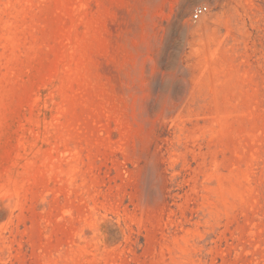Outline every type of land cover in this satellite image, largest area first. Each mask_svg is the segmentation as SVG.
Segmentation results:
<instances>
[{
    "label": "rangeland",
    "instance_id": "obj_1",
    "mask_svg": "<svg viewBox=\"0 0 264 264\" xmlns=\"http://www.w3.org/2000/svg\"><path fill=\"white\" fill-rule=\"evenodd\" d=\"M0 264H264V0H0Z\"/></svg>",
    "mask_w": 264,
    "mask_h": 264
},
{
    "label": "bare ground",
    "instance_id": "obj_2",
    "mask_svg": "<svg viewBox=\"0 0 264 264\" xmlns=\"http://www.w3.org/2000/svg\"><path fill=\"white\" fill-rule=\"evenodd\" d=\"M186 3V2H185ZM202 5L204 4V5H207L208 6V11L207 12H205L202 16H201V18L203 17V16H205L209 11H210V5H208V4H205V3H201ZM185 6V5H184ZM183 7V6H182ZM187 8V7H186ZM185 12H186V10L185 9H181V10H179V15L177 16V18H182L184 15H185ZM200 18V19H201ZM200 19H198V20H200ZM184 20V19H183ZM197 20V21H198ZM187 23V22H186ZM183 24V23H182ZM184 25V24H183ZM183 28H184V31L185 32H189V31H194V30H196L197 28H195L192 24H191V22H188L187 24H185L184 26H182ZM202 28H204V25H202ZM186 44H190L189 42H187ZM185 44V45H186ZM144 46H145V44H144ZM178 67L180 68V64L178 63ZM171 86V85H170Z\"/></svg>",
    "mask_w": 264,
    "mask_h": 264
},
{
    "label": "built area",
    "instance_id": "obj_3",
    "mask_svg": "<svg viewBox=\"0 0 264 264\" xmlns=\"http://www.w3.org/2000/svg\"><path fill=\"white\" fill-rule=\"evenodd\" d=\"M207 11H208L207 5H204V4L203 5L202 4L197 5L193 11V19L194 20L200 19L201 16Z\"/></svg>",
    "mask_w": 264,
    "mask_h": 264
}]
</instances>
